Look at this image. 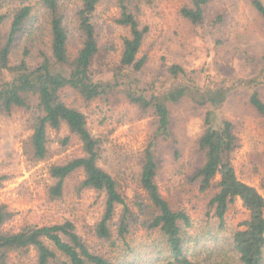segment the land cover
Returning <instances> with one entry per match:
<instances>
[{
  "label": "trees",
  "instance_id": "trees-1",
  "mask_svg": "<svg viewBox=\"0 0 264 264\" xmlns=\"http://www.w3.org/2000/svg\"><path fill=\"white\" fill-rule=\"evenodd\" d=\"M76 1L77 7L69 11L59 0H40L36 6L30 0H0V115L16 110L28 113L27 142L36 163L49 158V131L67 132L55 140L58 152L76 140L80 154L65 156L48 167L52 180L47 188L48 199H61L67 181L73 178L76 190L93 192L101 198L102 212L84 226L87 238L69 219L49 225H24L18 232L6 233L1 227L14 213L0 204V264H8L11 254L25 256L31 251L34 264H264V198L236 176L232 161L240 143L234 124L215 118L230 88H199L183 67L171 64L166 72L172 84L157 92L141 89L134 75L147 63L140 51L149 27L139 19L140 0H116L115 23L127 35L121 38V51L111 77L96 76L93 63L100 49L93 16L101 0ZM185 1L178 12L180 18L194 27L202 25L205 8L213 0ZM251 4L264 26L263 2L252 0ZM220 22L221 18L216 17L209 25L215 27ZM73 41L78 46L71 52ZM246 84L256 87L260 82L250 80ZM65 90L85 102L106 101L121 94L137 109L139 118L153 117L154 131L135 160L136 184L144 198L134 194L127 201L117 180L101 166L104 144L90 133L86 116L63 100ZM185 99L210 108L202 118V131L195 143L200 164L191 181L196 182L200 192L208 191L216 181L217 192L210 198L209 207L220 227L235 200L248 214L242 229L234 231L218 257L215 248L192 246L188 214L169 205L156 180L158 144L171 140L176 144L170 107ZM248 103L264 119V100L257 90L250 92ZM6 178L0 173V188ZM260 186L264 189V174ZM136 225L151 238L148 244L133 248L127 238Z\"/></svg>",
  "mask_w": 264,
  "mask_h": 264
},
{
  "label": "rangeland",
  "instance_id": "rangeland-1",
  "mask_svg": "<svg viewBox=\"0 0 264 264\" xmlns=\"http://www.w3.org/2000/svg\"><path fill=\"white\" fill-rule=\"evenodd\" d=\"M30 1L36 6L40 0ZM140 1L139 19L149 27V32L140 51V57L146 56L147 63L134 75L138 86L156 92L166 88L173 83L166 66L177 64L199 88H230L226 100L216 110L215 118L234 124L240 143L232 161L236 176L255 187L264 198V189L260 186L264 174V119L248 103L253 89L264 100V26L252 0H213L206 6L205 20L198 27L190 25L178 14L185 0ZM260 1L264 4V0ZM59 3L69 11L78 5L76 0H59ZM117 16L116 0H101L93 16L100 49L93 70L100 78L111 77L121 51V38L127 35L115 23ZM216 17H220L221 22L215 27L210 26L209 22ZM74 46H78L76 41L72 42L71 52ZM250 80L260 82V85L257 88L247 85ZM62 97L67 105L86 116L90 133L103 142L101 166L117 180L126 200L130 202L134 194L144 198L136 184L138 167L135 160L154 131L153 117L139 118L137 109L121 94L106 101L85 102L74 92L65 90ZM209 109L188 99L170 107L171 133L176 144L173 140L158 144L156 180L169 205L188 214L192 246L198 244L196 248L199 249L205 244L207 248H215L214 255L218 257L234 231L242 229L248 214L240 201L235 200L229 205L220 227L213 208L209 207L210 198L217 192L216 181L206 192H200L196 182L191 181L200 164L195 143L202 131V118ZM26 119L28 113L21 110L0 115V173L7 176L0 188V204L14 213L1 230L15 233L24 225H49L69 219L87 238L84 226L93 223L101 214V198L93 192L76 190L77 183L73 178L67 181L61 199L50 201L47 196V188L52 184L48 176L49 165L65 156L80 154V145L73 139L68 149L58 152L59 145L55 140L67 132L49 131L52 141L49 158L36 163L27 142ZM150 238V234L136 225L127 240L136 248L148 244ZM8 264H34V252L25 256L11 254Z\"/></svg>",
  "mask_w": 264,
  "mask_h": 264
}]
</instances>
